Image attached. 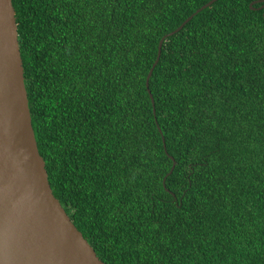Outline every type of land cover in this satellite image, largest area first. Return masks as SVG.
<instances>
[{
  "label": "trees",
  "instance_id": "1",
  "mask_svg": "<svg viewBox=\"0 0 264 264\" xmlns=\"http://www.w3.org/2000/svg\"><path fill=\"white\" fill-rule=\"evenodd\" d=\"M209 1L12 0L50 187L105 264H264L262 4L165 39L155 113L145 85Z\"/></svg>",
  "mask_w": 264,
  "mask_h": 264
},
{
  "label": "water",
  "instance_id": "2",
  "mask_svg": "<svg viewBox=\"0 0 264 264\" xmlns=\"http://www.w3.org/2000/svg\"><path fill=\"white\" fill-rule=\"evenodd\" d=\"M216 1L203 5L159 41L145 82L153 113L149 79L163 42ZM257 3L262 4L257 9L264 10V0L252 2L251 9L256 10L252 6ZM170 159L167 176L175 167ZM0 264H105L50 187L32 128L12 0H0Z\"/></svg>",
  "mask_w": 264,
  "mask_h": 264
}]
</instances>
